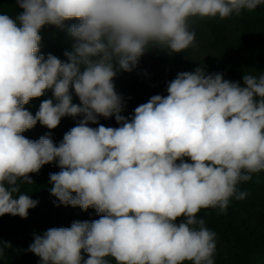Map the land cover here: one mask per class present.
I'll return each mask as SVG.
<instances>
[{
    "label": "clouds",
    "instance_id": "1",
    "mask_svg": "<svg viewBox=\"0 0 264 264\" xmlns=\"http://www.w3.org/2000/svg\"><path fill=\"white\" fill-rule=\"evenodd\" d=\"M15 2L20 13H0V217L27 218L39 201L21 185L55 163L57 206L92 208L99 218L34 235L26 251L39 264H214L216 233L197 214H226L231 198L249 195L237 185L264 171V73L244 74L241 84L203 66L179 72L167 95L131 116L114 80L151 50L195 47L193 18L239 16L264 0ZM46 25L70 37L66 59L41 52ZM48 92L35 115L26 109ZM66 116L80 119L58 145L51 132L23 135L38 122L53 130ZM10 248L0 238V259Z\"/></svg>",
    "mask_w": 264,
    "mask_h": 264
},
{
    "label": "trees",
    "instance_id": "2",
    "mask_svg": "<svg viewBox=\"0 0 264 264\" xmlns=\"http://www.w3.org/2000/svg\"><path fill=\"white\" fill-rule=\"evenodd\" d=\"M21 11L15 0H0V13L15 16ZM225 21L233 25L234 37L231 39L224 32ZM190 24L191 27L197 26L207 31L210 44L219 47L224 57L225 79L243 84L244 74L264 73V5L258 6L252 12L245 10L239 16L232 15L223 20L219 17L203 20L193 18ZM41 36V52L45 56L51 53L62 60L66 59L63 53L71 49L72 42L66 31L46 25L41 30ZM166 56V52H161L160 62L139 63L130 73L117 74L114 80L115 90L124 97L123 115L131 116L138 105L146 103L153 95H167V83L182 71L168 70L161 65ZM51 95V92H48L31 100L25 106L26 109L35 115L42 100L51 98ZM73 103H79L74 93ZM79 119L80 117L66 116L53 130L41 126L38 122L23 135L31 140H38L45 133L51 132L53 142L58 145L64 134L74 127ZM99 122L106 127L118 126L114 117H101ZM58 171L55 163L46 164L38 173L30 174L35 183L21 185L23 193L39 201L35 208L29 209L27 218L8 214L0 217V238L12 244V248L5 249L0 264H39L40 258L26 251L33 242L34 235H42L54 227H70L73 221H91L99 218L92 208L84 211L79 207L57 206L59 202L50 193L49 174ZM237 187L239 191L249 195L243 200L231 198L226 214H218V208H209L202 209L197 216L204 219L206 227L216 233L214 264H264V171L254 174L250 181L241 182ZM111 264L116 262L111 260Z\"/></svg>",
    "mask_w": 264,
    "mask_h": 264
},
{
    "label": "rangeland",
    "instance_id": "3",
    "mask_svg": "<svg viewBox=\"0 0 264 264\" xmlns=\"http://www.w3.org/2000/svg\"><path fill=\"white\" fill-rule=\"evenodd\" d=\"M224 32L228 38L234 37L233 25L229 22H223ZM195 33V47H190L184 52L167 54L164 62L161 63L168 70L176 71H194L198 66H203L205 71L209 74L215 72L223 73L225 69L224 57L221 54L218 46L210 44L209 34L200 27H191ZM161 51L151 50L147 52L139 63L152 64L160 62ZM250 73V72H249ZM224 74V73H223Z\"/></svg>",
    "mask_w": 264,
    "mask_h": 264
}]
</instances>
